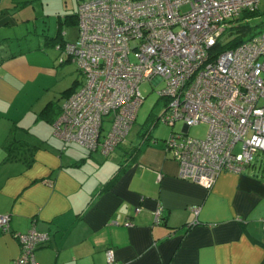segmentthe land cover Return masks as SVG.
I'll return each instance as SVG.
<instances>
[{"label": "crops", "instance_id": "obj_1", "mask_svg": "<svg viewBox=\"0 0 264 264\" xmlns=\"http://www.w3.org/2000/svg\"><path fill=\"white\" fill-rule=\"evenodd\" d=\"M36 1L0 0V215L11 218L10 233L0 232V264L20 254L13 235L31 229L49 237L34 252L36 264H107L108 249L116 264H264L259 161L204 188L177 178L164 145L142 139L112 158L117 148L104 156L55 137L53 124L39 116L53 101L39 109L31 98L33 88H47L38 82L49 69L41 61L52 57L10 45L45 19L34 17ZM132 148H139L135 156ZM121 165V176L105 189ZM158 207L162 222L155 224Z\"/></svg>", "mask_w": 264, "mask_h": 264}, {"label": "built area", "instance_id": "obj_2", "mask_svg": "<svg viewBox=\"0 0 264 264\" xmlns=\"http://www.w3.org/2000/svg\"><path fill=\"white\" fill-rule=\"evenodd\" d=\"M262 3L82 0L76 40L56 49L84 80L53 122L55 137L109 155L132 130L143 103L140 85L164 82L159 121L171 127L182 121L186 127L164 140L177 178L211 188L221 173H243L264 155V31L234 49L220 50L217 44L227 42L222 38L232 21L258 11ZM202 123L208 125L206 136L190 137L188 130ZM162 211L155 210V224L161 223ZM192 211L197 215L199 208ZM10 221L0 215L1 233H10ZM13 236L20 254L12 264H36L34 252L48 234L31 229ZM106 261L116 264L113 250L106 251Z\"/></svg>", "mask_w": 264, "mask_h": 264}, {"label": "rangeland", "instance_id": "obj_3", "mask_svg": "<svg viewBox=\"0 0 264 264\" xmlns=\"http://www.w3.org/2000/svg\"><path fill=\"white\" fill-rule=\"evenodd\" d=\"M81 1L82 0H43L44 4L40 5V0H37L35 2L37 3L35 6L36 10H33L36 14L34 17L45 15V19H40L39 21L36 20V23H34L35 21L31 22L29 26V33L26 34L25 37L18 36V38H15V40L10 43L11 47L15 49H43L45 53H49L52 57L50 63L46 60L41 61L45 64V67H48L49 69L47 68L48 70H46L45 68L44 74L39 77L38 82L46 85L47 88H45V90L33 88L34 90L31 95L32 99L37 100L38 108L45 105V103L47 104L49 101H53L54 104L61 107L66 99L64 96L65 91L69 88L79 87L84 80L75 64L71 63V61L66 62V55L61 54L56 49L58 45L63 43V40L67 41V43H72L76 40L78 26L74 22L72 23L71 19H73L77 13V8ZM65 17L70 19H68V22L66 23L62 20L63 18L65 19ZM239 25L250 26L253 30L252 33L254 34L263 32L264 3L260 5L257 14L246 16L242 13L237 20L231 22L230 27H237ZM48 31L55 32L56 35L60 33V39L56 40V42L52 41V39L46 40L48 39ZM63 33L66 34L62 38ZM248 35L249 34L245 37H248ZM233 37L235 36L232 35L230 38ZM227 38L229 37L227 36ZM61 60L65 63L60 64ZM164 87V82L157 85L153 82H144L140 85L139 90L143 98V103L138 109L136 120L130 134L125 140V143L116 149V153L112 155V158L121 154L124 145L128 147H137L140 145L143 139L142 133L146 132L155 120H157L158 123L152 130V137L147 142L163 146L164 140L167 139L173 132H185L186 127L182 121L176 122L173 127L167 126L159 121V116L165 107V100L160 98L159 91ZM110 127L111 125L106 122L104 124V133H108ZM207 132L208 125L202 123L191 127L188 130V135L193 138L203 139ZM260 157H262V155L256 156V162L260 160Z\"/></svg>", "mask_w": 264, "mask_h": 264}, {"label": "trees", "instance_id": "obj_4", "mask_svg": "<svg viewBox=\"0 0 264 264\" xmlns=\"http://www.w3.org/2000/svg\"><path fill=\"white\" fill-rule=\"evenodd\" d=\"M257 12L258 11L253 12V13H244V14L246 16H252V15L257 14ZM68 19H69L68 17H65L66 22H68ZM237 19H235V20H237ZM71 22L72 23L74 22L77 25V23H78L77 14H75L73 19H71ZM252 31H253L252 28L250 26H247V25H239L237 27H230L229 29L226 30L225 34L223 35L224 37L222 38L223 41H225V42L227 41V42L224 44H223V42H219L217 44V46L220 50L234 49L235 47L239 46L240 44H242V43L248 41L250 38L254 37L256 34L252 33ZM247 34H249L248 37H245ZM232 35L235 37L230 38ZM227 36L229 38H227ZM54 40H56V39H54ZM63 44L64 43L60 44V46H62ZM75 89H76V87L67 89L64 93V96L69 97L71 94L74 93ZM60 110H61V108L58 107L56 104H54V102H50L42 109L39 116L42 119L46 120L48 123L53 124V122L59 116ZM155 125H157V120H155V122H153L152 126L146 132L142 133V137L144 139V142L148 141L152 137L151 134H152V130L154 129ZM138 151H139V148H132L128 152L132 153L135 156L138 153ZM259 162L261 163L260 167H262L264 169V155H262V157H260ZM125 167H126V165H121L120 169L118 170L116 175L113 177V179L107 184L105 189H108L109 187H111L118 180V178L121 176L122 172L124 171Z\"/></svg>", "mask_w": 264, "mask_h": 264}]
</instances>
